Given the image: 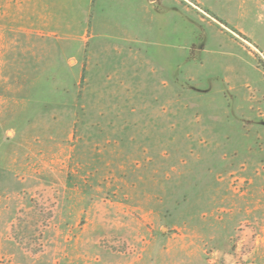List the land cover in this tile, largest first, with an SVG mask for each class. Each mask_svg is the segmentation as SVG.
Listing matches in <instances>:
<instances>
[{
    "label": "rangeland",
    "instance_id": "obj_1",
    "mask_svg": "<svg viewBox=\"0 0 264 264\" xmlns=\"http://www.w3.org/2000/svg\"><path fill=\"white\" fill-rule=\"evenodd\" d=\"M17 2L0 264H264V0Z\"/></svg>",
    "mask_w": 264,
    "mask_h": 264
},
{
    "label": "crops",
    "instance_id": "obj_2",
    "mask_svg": "<svg viewBox=\"0 0 264 264\" xmlns=\"http://www.w3.org/2000/svg\"><path fill=\"white\" fill-rule=\"evenodd\" d=\"M18 0H0V8L2 7V6H6V7H8V12H3V14L2 13H0V22L2 21V18L4 19V17L6 16L7 18H8V22H11L12 20H11V18H12V16H14V15H16L17 14V8H16V10H15V8H14V10L12 9L11 10V7L13 6V5H17V2ZM21 1V0H20ZM21 3V5H23L22 4V2H20ZM23 7H24V9L22 10V12H23V15H24V20H25V23H33V20H34V14L33 13H31L29 10H28V7L26 8V6L25 5H23ZM5 20V19H4ZM3 20V21H4ZM7 20V19H6ZM35 20L37 21V22H43L44 23V18L43 17H41L40 19H39V17H36L35 18ZM42 23V24H43ZM138 23H139V21H138ZM9 31H11V29L9 28Z\"/></svg>",
    "mask_w": 264,
    "mask_h": 264
}]
</instances>
